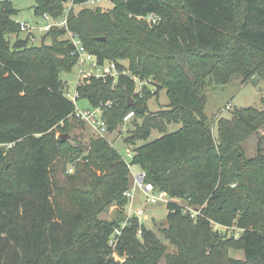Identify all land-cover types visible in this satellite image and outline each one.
I'll list each match as a JSON object with an SVG mask.
<instances>
[{
    "label": "trees",
    "instance_id": "obj_1",
    "mask_svg": "<svg viewBox=\"0 0 264 264\" xmlns=\"http://www.w3.org/2000/svg\"><path fill=\"white\" fill-rule=\"evenodd\" d=\"M85 1L33 6L35 15L56 18L71 3L67 28L99 62L129 72L82 79L76 99L101 107L108 133L132 111L126 144L146 140L152 129L163 134L135 146L128 160L106 136L84 149L70 146L65 133L56 134L75 111L58 76L75 63L66 30L53 27L50 44L43 36L35 45L19 36L17 9L0 0V264H264L263 136L252 157L242 146L264 126V101L210 119L203 94L208 77L222 85L234 75L242 82L264 75V0H110L106 11L74 9ZM148 13L160 20L138 18ZM133 77L163 88L168 104L149 111L153 94L145 84L134 92ZM172 122L180 127L168 133ZM65 151V163L81 156L83 167L63 178L52 168ZM130 165L169 197L157 231L175 252L135 215L109 244L125 217L98 215L127 205Z\"/></svg>",
    "mask_w": 264,
    "mask_h": 264
},
{
    "label": "rangeland",
    "instance_id": "obj_2",
    "mask_svg": "<svg viewBox=\"0 0 264 264\" xmlns=\"http://www.w3.org/2000/svg\"><path fill=\"white\" fill-rule=\"evenodd\" d=\"M12 5L17 9V14L14 18L17 21H26L34 28L32 34L34 39L32 43L39 45L42 42L45 44H50L51 39L47 36L45 31L39 30L45 20L43 17L35 15L33 12L34 0H8ZM68 3H65L64 6H67ZM101 7L102 10L106 11L112 7L110 0H99L95 4L87 5H76L74 6L75 10H78L81 7ZM142 19V18H139ZM19 36L21 38L28 37L27 32H20ZM64 37V36H63ZM123 63H125L123 61ZM58 76L62 83L65 85V90L67 91V96L74 101L75 108L79 110L94 108L89 104L85 98L74 99L73 96L76 91V85L79 82V71L77 64H73L70 68L61 69L58 73ZM210 77L207 78V84L203 90V94L206 97V102L204 106V113L208 118L229 116L230 112L235 108H244L248 106H253L256 108L263 107L264 101V75H254L251 79L246 82H242V77L240 75H234L230 78L228 83L222 85L209 84ZM147 85L148 89L153 94L147 100V107L149 111H156L165 105L168 104V97L163 88L150 83L148 81L138 79L135 82L134 92H138L141 89V85ZM130 99L134 100V96L130 95ZM212 121V120H211ZM130 124L128 122H123L119 127L112 131L106 132L105 136L108 140L111 141L113 147L126 159L128 160V152L132 151L135 146H139L151 140H154L161 136L163 133H160L157 129H152L149 137L146 140H139L135 145L126 144L124 138L127 136V129ZM180 127L179 123H169L167 124L166 132H173ZM212 131L215 134V126H212ZM65 133L68 134V144L70 146H78L82 149L86 148L89 140L91 138L97 137L93 132V129L87 123L71 116L67 120V124L61 122L56 128V134ZM263 136L262 145H264V126L261 127L258 132L248 137L243 143V149L248 157H252L256 153L258 137ZM68 151H65L55 162L53 170L55 173H58L60 177H67L70 175L79 174L82 169V158L81 156L74 159L69 163H65L66 155ZM69 166L72 167V171L65 172V168ZM139 170L137 165H133L130 168V190H133V198L131 203V209H142L143 214L140 216V223L144 226L151 228L155 231L158 236L161 238L162 242L167 246V252H175V247L163 239L157 231V227L163 225L166 221V202L169 201V197L166 196V200H157L154 203L146 201L145 194L141 188L136 185H133V174ZM68 173V174H67ZM156 196L157 194L154 193ZM172 200V199H171ZM179 203L185 204L182 200H177ZM129 203L124 207L123 211L120 212L116 207L110 206L105 211L98 215V218L110 221L113 219H122L127 216ZM229 256L237 259L243 258L242 250L230 249ZM163 262V260H162Z\"/></svg>",
    "mask_w": 264,
    "mask_h": 264
},
{
    "label": "built area",
    "instance_id": "obj_3",
    "mask_svg": "<svg viewBox=\"0 0 264 264\" xmlns=\"http://www.w3.org/2000/svg\"><path fill=\"white\" fill-rule=\"evenodd\" d=\"M98 1L99 0H86L84 3L80 5H87V4L93 5ZM70 7H71V3H68L67 6L64 7L63 13L56 18L51 17V15L47 13L42 14L41 17H43L45 23L41 27H39V30L47 32L53 27L65 28L66 32L64 34V38L67 39V41L73 47L70 54L74 58L75 64H77L78 66L79 81H81L84 78H89L91 76H94L96 78H100V77L105 78L108 75L115 80L119 75V73H123V74L129 73L128 71L125 70L119 71V69L116 66V62L114 61L105 60L103 62H99L94 54L87 51L85 46L82 44V41L80 40L78 34L67 28V15ZM138 18L145 19L147 22L150 23H156L160 20V16L155 13H148L143 16H138ZM16 22L18 24L19 31L27 32L28 38L30 40H33L34 36L32 34V30L34 28L30 25V23L26 21H17V20ZM118 62L122 64L123 60H120ZM133 79L135 82L138 80L137 77H133ZM76 97H77V92L75 91L73 98L76 99ZM101 115H102L101 107H96L93 110L90 109L79 110L75 108L73 116L90 125L97 137H104L107 132V127ZM132 117H133V112L130 111L123 117V122L129 121ZM1 146H4V144H0V147ZM7 146H11V145L8 144ZM128 157L129 158L131 157V152H128ZM132 166L133 165H130V168ZM68 171L69 172L72 171L71 166L68 168ZM144 177H145V173L143 171L139 170L136 173H134L133 185H136L142 189V191L145 194L146 201L150 203H154L157 200H166V194L164 192H155L153 185L149 182H145ZM154 193H156L157 195L155 196ZM125 195L128 199L127 203H129L128 213L125 219L121 221L120 225L115 227L114 229L113 236L109 241V244L112 246L115 245V241L117 237L121 234V229L129 223V218L132 215H135L140 220V216L143 214L142 209H136V210L131 209L133 190L130 189L127 190L125 192ZM191 213L192 215H195L198 212L191 209Z\"/></svg>",
    "mask_w": 264,
    "mask_h": 264
},
{
    "label": "water",
    "instance_id": "obj_4",
    "mask_svg": "<svg viewBox=\"0 0 264 264\" xmlns=\"http://www.w3.org/2000/svg\"><path fill=\"white\" fill-rule=\"evenodd\" d=\"M62 1H65V0H62ZM127 104H128V105H133V104H134V100L128 99ZM60 137H61L62 139H66V138H68L69 136H68V134H62Z\"/></svg>",
    "mask_w": 264,
    "mask_h": 264
},
{
    "label": "crops",
    "instance_id": "obj_5",
    "mask_svg": "<svg viewBox=\"0 0 264 264\" xmlns=\"http://www.w3.org/2000/svg\"><path fill=\"white\" fill-rule=\"evenodd\" d=\"M139 171V170H138ZM130 185H131V183H130Z\"/></svg>",
    "mask_w": 264,
    "mask_h": 264
}]
</instances>
